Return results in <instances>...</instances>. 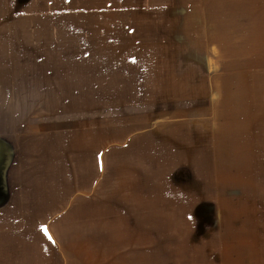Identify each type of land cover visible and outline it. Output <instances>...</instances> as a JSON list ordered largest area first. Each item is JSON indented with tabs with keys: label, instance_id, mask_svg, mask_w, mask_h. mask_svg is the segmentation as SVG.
Instances as JSON below:
<instances>
[{
	"label": "rangeland",
	"instance_id": "rangeland-1",
	"mask_svg": "<svg viewBox=\"0 0 264 264\" xmlns=\"http://www.w3.org/2000/svg\"><path fill=\"white\" fill-rule=\"evenodd\" d=\"M3 3L9 14L0 13V264H105V217L125 232V208L115 200L129 192L131 175L114 168L115 160L129 165L127 151H119L133 136L152 134L158 121L215 116L207 105H253L241 100L239 85L264 69V22L257 21L264 20V0H103L97 8L64 1L57 6L63 13L52 16L26 13L22 0ZM85 9L95 14V30L83 21ZM77 13L81 21H70ZM39 30H50V39H38ZM258 106L224 113L254 111L264 120ZM169 128L149 140L168 145V156L175 149L192 160V143L202 136L197 127ZM153 150L148 144L134 156L146 161ZM199 160L209 173L213 159ZM218 162L213 167L231 171L239 184L249 182V171L257 199L245 194L243 204L264 208V155ZM181 171L179 180L189 179ZM108 190L116 205H109ZM17 198L29 203L21 216L11 214ZM140 199L148 208L146 196ZM213 218L212 205L197 209L199 234ZM125 255V264H137V252Z\"/></svg>",
	"mask_w": 264,
	"mask_h": 264
},
{
	"label": "crops",
	"instance_id": "crops-1",
	"mask_svg": "<svg viewBox=\"0 0 264 264\" xmlns=\"http://www.w3.org/2000/svg\"><path fill=\"white\" fill-rule=\"evenodd\" d=\"M22 1H24L22 7L25 8L26 13H45L51 16L63 13V10H58L57 6L62 8L64 1L67 4L79 5L89 2V5L94 8H97V5L101 7L103 2V0ZM48 1L54 3L51 10L46 7ZM42 3L46 8L44 12L41 8ZM248 5L244 4L240 7ZM84 12L83 21L95 30L94 12L89 9H85ZM0 13L9 14L4 7L3 0H0ZM49 19L46 17L41 20L50 23ZM53 19L57 21L54 17ZM66 21L80 22L81 18L77 13L70 21ZM257 21L264 22L261 16L257 18ZM106 23L110 24V21L106 20ZM49 31L39 30L36 32V37L41 39L46 36L47 39H50ZM30 34L32 35L31 32ZM224 81L230 84L231 79L225 77ZM239 88H241V94L244 97L241 100L244 99L245 102L253 105H207V109L212 110L215 116L200 119H166L162 123L158 121L152 128V134L145 138L143 135L133 136L127 150L119 151V154L127 151L128 154L126 153L125 156L129 165L116 166L115 160L113 161L114 168L125 169L128 171V176L131 175L128 180L130 183L126 184V189H129V192L124 196H121V193L116 196L115 200L125 208L122 215L124 221L121 223L125 232L119 234L115 229V223H113L115 217L110 214L105 217V264H125V254L128 252H137V264H264V208L243 204L247 199L245 194L250 195V197L248 196L250 201L257 199V193L250 181L251 173L249 171L247 173L250 178L248 183L240 182L239 184L238 181H234L236 176L230 174L231 171L222 173L213 167L219 163V158L249 159L264 155V145L258 144L257 139V136L264 138V120H257L254 111L243 112L242 114L247 116L241 114L238 117L232 113H224L225 110H253L257 105L264 107V69L256 72L253 77L242 78ZM262 110L264 111V108ZM255 112L257 113L256 110ZM170 124L174 128L188 130L190 126H195L201 133V138H196L197 141L192 143V147L195 146L194 152H189L195 156L192 160L187 161L182 156V152L175 149L169 151L170 156H168V145H162L155 138H152V141L149 140V136L156 137L163 129L173 130L169 128ZM134 142L137 143V151L130 150L133 148ZM148 144L154 149L151 152L152 158L145 161V155L134 156ZM118 156H114V158ZM199 157L213 159V166L209 173L199 167L202 166L199 163ZM105 160L107 161V158ZM167 165H169L168 169L162 168ZM174 167L178 168L171 173ZM107 169L108 163L105 170L108 183L111 177ZM181 170L188 171L184 174L189 179L179 180V175L182 174ZM139 172L141 174L137 175ZM148 172H151L150 176H148ZM205 173L212 175V178H208ZM120 177L121 173L119 172L118 179ZM132 178L133 180H131ZM114 189L116 191L122 189L119 188V180L117 188ZM243 189L247 192L241 193L240 199H234L236 197L234 193H239ZM108 192L109 205H116L113 202L111 190ZM141 196L147 198L146 206L148 208L146 209L142 207ZM258 199L264 201V194L258 196ZM14 204V210L12 211V207H9L8 211L11 209L12 212H6L17 213V216H21L22 204L18 198L15 199ZM28 205L29 203H25L22 207ZM208 205L214 207L213 224L203 234H199L197 209ZM144 250L153 252L143 257Z\"/></svg>",
	"mask_w": 264,
	"mask_h": 264
},
{
	"label": "trees",
	"instance_id": "trees-1",
	"mask_svg": "<svg viewBox=\"0 0 264 264\" xmlns=\"http://www.w3.org/2000/svg\"><path fill=\"white\" fill-rule=\"evenodd\" d=\"M0 160H1V163H2V165H3V162H4V157L1 155V151H0ZM1 166V165H0ZM0 170H1V168H0ZM0 189H1V186H0ZM210 221V220H209ZM208 221V222H209Z\"/></svg>",
	"mask_w": 264,
	"mask_h": 264
},
{
	"label": "water",
	"instance_id": "water-1",
	"mask_svg": "<svg viewBox=\"0 0 264 264\" xmlns=\"http://www.w3.org/2000/svg\"><path fill=\"white\" fill-rule=\"evenodd\" d=\"M2 163H1V160H0V165H1Z\"/></svg>",
	"mask_w": 264,
	"mask_h": 264
}]
</instances>
